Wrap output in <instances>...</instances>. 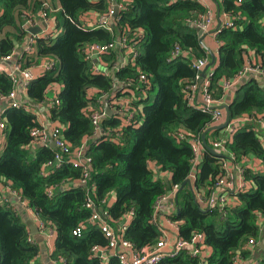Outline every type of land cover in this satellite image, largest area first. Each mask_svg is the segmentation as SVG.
<instances>
[{
  "label": "trees",
  "instance_id": "obj_1",
  "mask_svg": "<svg viewBox=\"0 0 264 264\" xmlns=\"http://www.w3.org/2000/svg\"><path fill=\"white\" fill-rule=\"evenodd\" d=\"M115 1L122 8L108 31L82 26L81 17L87 13L106 14L110 0H0V58L14 53L27 34V20L36 21L44 3L58 8L47 13L57 32L37 38L33 52L23 53L19 64L25 69L39 63V59H52L54 66L27 84L26 96L29 101L42 102L50 86L61 85L59 104L50 106L49 119L62 126L71 150L83 146L84 138L95 135L84 109L101 108L99 98L113 92L114 81L134 91L131 96L119 91L117 97L131 99L137 109L134 121L139 123L122 125L116 117L101 119V127L110 132L87 141L84 156L89 159V168L83 185L79 182L84 177L82 168H74L67 159L56 166L57 150L40 145L32 137L31 130L40 126L35 115L23 107L11 106L2 114L0 181L17 193L18 202H26L37 220L54 230L50 258L56 264H119L114 256L103 262L92 255L94 246H107V238L97 224L89 221L94 212L86 206L89 200L106 211L112 226L132 214L123 237L138 251L154 245L161 236L156 202L173 185H178L174 192L177 197L167 217L178 224V237L185 241L202 234L210 255L201 260L198 255L191 256L189 248H182L163 264H234L237 256L243 262L264 264V249L257 245L264 239V135L256 118L260 115L264 120L262 75L248 74L234 87L229 122L238 123L242 116H247V121L243 126L239 123L232 133L223 128L206 134L207 147L213 148V142L221 145L213 148L218 154L204 147L198 173L191 181L192 151L187 140L178 139L176 134L184 130L189 136L201 137L212 123L211 113L196 107L199 95L194 97L195 104L189 100L190 86L199 84L194 61L210 59L190 22L203 20L207 8L192 0ZM216 2L220 13L232 22L230 27L221 23L215 34L216 61L205 78L211 96L220 99L224 95L221 79H231L241 71L244 55L250 54L249 59L260 63L264 70V0ZM139 30L141 37L137 35ZM121 38L138 40L134 61L107 75L93 74L92 62L83 53L86 45ZM175 44L181 45L184 53L170 59ZM116 56L111 51L103 59L112 64ZM141 73L147 79V84L143 83L148 88L146 97L138 92L144 86L139 79ZM14 85L6 72H0V96L8 97ZM91 89L95 93L88 95ZM250 156L262 167L249 166L245 161ZM230 157L232 164L240 167L242 181L252 187L247 191L228 190L225 194L231 202L222 205L216 200L213 206L203 209L196 193L201 202L211 196L217 178L224 172L222 163ZM150 162L155 169L149 167ZM109 198L114 199L110 205ZM79 224L85 230L75 235L73 230ZM250 239L255 241V249L247 247ZM39 253L40 246L31 240L21 214L0 197V264H44L38 260Z\"/></svg>",
  "mask_w": 264,
  "mask_h": 264
},
{
  "label": "built area",
  "instance_id": "obj_2",
  "mask_svg": "<svg viewBox=\"0 0 264 264\" xmlns=\"http://www.w3.org/2000/svg\"><path fill=\"white\" fill-rule=\"evenodd\" d=\"M199 2L203 5V0H192ZM242 0H234L235 4L241 3ZM114 3H117L115 0H110L109 3V11L104 15L97 16V19L93 22H89L87 20L84 21L82 26L91 27V28H103L108 31L112 30L113 26V14H114ZM43 9L38 12V17L42 20H47L49 13L56 12L58 8H53L52 6H49L48 3H44ZM118 11L120 8H122L121 5H118ZM48 13V15H47ZM213 17L211 12L207 9V15L206 17L201 21H192L190 22L192 25H194L195 28H200L204 32L209 31L211 26L213 25ZM35 22L31 19H28L25 26L28 27H35ZM223 24L225 26L230 27L232 25L231 20L225 21ZM264 25V20H263ZM57 32V30L53 29L50 31H43L37 35L32 36L28 41V46L26 49V52L32 53L33 47L32 45L35 43L36 39L40 36L49 35ZM218 31V30H217ZM214 34H216V32ZM139 32V33H138ZM137 35L141 37L143 33L141 30H139ZM141 32V33H140ZM35 38V40H34ZM138 40L136 39H125L121 38L118 39L115 42L107 43V44H89L86 45V47L83 50L85 59L90 60L91 63V71L93 74H103L107 75L113 71H118L120 68L124 67L128 63H132L134 61V58L137 55V47H138ZM111 51L116 53V60L114 63L105 62L103 59L104 55L109 54ZM183 49L181 45L175 44L174 48L171 52L170 59H173L177 56H180L183 54ZM250 55V54H249ZM249 55H244V64L241 69V71L235 75L231 79H221V86L222 90L225 93L226 91L232 89L236 85H238L243 78L247 77L248 74H252L254 76H261L264 75V70L260 66V63L255 64L254 60L249 59ZM12 57L11 55L4 56L0 58V72H6L9 77L12 79L14 84L17 82V75L20 76V78L26 83V85L33 81L41 75H43L46 71L50 70L54 64L52 59H46L45 61L42 60L41 62L37 63L36 65L29 66L28 68L22 69L21 65L17 63L11 70V72L6 71V65L8 61H10ZM94 59H97L94 61ZM121 59V61H119ZM209 59H197L193 63V67L198 71L197 78L199 79L198 85H191L190 86V94H189V100L193 101L194 97H197L199 95V103L196 105L197 109H199L201 112L204 113H211V119L213 125L221 124L226 117V112L221 105L222 98L215 99L211 96L210 92L207 89L208 81L205 80L206 76L212 71V67H210L206 71L205 77L200 82V72L205 68V66L208 64ZM139 79L141 84L145 83L147 84V79L144 76V74L139 75ZM116 80V79H115ZM113 92L108 96L105 95L103 98H99L101 100V104L103 101H107L109 109L112 111L113 116L119 118L122 122V125H129L134 124L137 126L139 123H135L134 116L136 115L137 109L131 105V99L127 96H131L134 94V91L131 90L128 85H125L121 82L114 81L113 82ZM120 83V87L116 88V84ZM144 85V84H143ZM54 86V85H52ZM51 87V86H50ZM147 87L141 86L139 89V93L146 97ZM121 91L122 94H127L126 97H117V93ZM59 91H55L54 96L52 98L51 104L52 105H58V95ZM95 93L94 89L89 90V94L91 95ZM0 98H7L11 100V106L12 107H23L24 109L28 110L26 104H20L19 102H16L14 100V90L9 94L8 97H2ZM130 100H129V99ZM195 104V100L193 101ZM29 111V110H28ZM84 113L88 115L91 123L94 127V134L99 138L101 136H105L110 132V129L104 130L101 127V119L104 118L106 115L103 105H101V108L95 109L94 107H87L84 109ZM257 122L260 124V129L263 132L264 135V120L261 118L260 115H257ZM239 119L238 123H245L247 121V116H242ZM4 117L2 114H0V133L3 136V129H4ZM232 123L229 122L226 129L228 131L234 132L236 129L233 128L234 126ZM231 126V127H230ZM30 134L37 142L42 143H48L49 139H52L54 142V148L57 150V153L54 157V163L56 166L60 165L62 162L68 160L72 164L74 168H82L84 172V177L79 181L81 184H86V176L88 175V162L89 159H87L84 156V148L83 146L76 148L74 150L70 149V144L64 139L62 134V126L55 122L54 125H52L50 128L47 129L44 125H40L37 128H34L31 130ZM94 135V136H95ZM176 137L178 139H185L187 140L188 144L190 145L191 151H192V159H191V169L189 174V179L193 181L195 179L196 174L198 173V167L200 165V162L203 159V149L204 146L202 144L201 138L196 136H189L186 131L179 130L176 134ZM97 140V139H96ZM213 148L220 147V142H213ZM216 151V150H215ZM231 156V155H230ZM232 157V156H231ZM231 157L229 160H226L222 163V169L223 173L219 175L217 178V181L215 183V191L211 194V196L205 201L201 202L202 199L199 195H197V200L201 203L202 208H208L210 206H213L218 201L219 204H224L226 201L228 202V196L225 194L226 191H247L252 186L251 183L246 182L238 186V188L235 187L234 184V171L237 170L238 173L241 174V169L239 166H234L231 162ZM50 162L49 164H51ZM149 167L152 169H155V164L150 162ZM46 173V171H45ZM166 177H169L168 173H164ZM178 189V185H173L172 189L169 191L168 194L161 196L159 199H157L156 206H155V213H157L159 206L162 202L168 201L169 199L174 198V192ZM7 190L10 194H12L17 200H20L19 196L16 192L10 189V186L7 185ZM221 191V193L218 195L216 194L217 191ZM25 207L26 211L30 214H33V211L27 207L26 202H20ZM172 203V202H171ZM87 207L94 208V212L91 215L89 221L91 224H97L100 228L104 236L107 238V246L105 247H93L92 248V255L98 257L103 262H106L110 256H114L119 264H163L164 261L168 259L174 258L180 249L182 248H189V254L193 257L198 255L201 260H205L210 255V249L205 245L204 243V236L202 234H195L191 238L190 241H185L178 237V224L168 219V227H165L162 222L159 221V231L161 233V236L159 240L152 246L144 247L140 251H138L134 245H132L128 240H126L123 235L124 232L128 226V223L130 222L132 218V214L128 213L125 215L123 220L118 222L116 226H112V224L108 221L107 213L106 211L102 210L101 208H96L92 201H88L86 204ZM99 209H101L99 211ZM33 216V215H32ZM33 219L35 220L36 226L38 230L45 236L47 240L52 242L54 239L55 232L53 229L49 228L48 226H45L43 222L37 220L34 216ZM82 230H85V226L83 224H79L74 230L73 234L77 235ZM49 243V242H48ZM255 244L254 240H249L247 243L248 248L254 247ZM234 264H243V261L240 260V258L237 256L234 260Z\"/></svg>",
  "mask_w": 264,
  "mask_h": 264
},
{
  "label": "crops",
  "instance_id": "obj_3",
  "mask_svg": "<svg viewBox=\"0 0 264 264\" xmlns=\"http://www.w3.org/2000/svg\"><path fill=\"white\" fill-rule=\"evenodd\" d=\"M203 1H204V4H205L206 8L211 12L212 17L214 19L213 25L211 26V28L209 29V31H213L215 29V27L218 24V20L221 23H224L225 21H227V20L230 19V17L226 16L225 14L220 13L218 4L216 2L217 0H203ZM217 9H218V14H217ZM49 14H51V13H49ZM37 15H38V12H37ZM97 16L98 15H96L94 13H87V14H84L81 17V20H83V21L87 20L89 22H93V21H95L97 19ZM34 26L35 27H39V28H42V26H43V29L41 30V32H43L44 30L46 32L47 31H50V30H53V27H54L53 26V23H52V19L50 17H48L47 20H42V19H40L38 17L37 20H36V22H35V25ZM209 31H206L207 33H206V35L203 38V43L216 56V52H217V48H218V43L215 40V34L214 33H208ZM31 37L32 36H30V34L27 32V34L25 35L23 41L20 42L19 44H17L16 50L14 51V53L12 54V57H11L10 61H8L7 65H6V71L7 72H11L12 68L17 63H19L20 56L23 53L26 52L27 46L29 44V43H27V40H29ZM34 40H35V38H34ZM19 49L21 50V52H19L20 51ZM209 58H210V56H209ZM46 59L47 58H42V59H39V61L40 62L42 60L45 61ZM119 61H121V59H119ZM209 61H210V59H209ZM25 62H26V60L23 59L22 60V63H25ZM261 78L264 79V75H262ZM26 86H27L26 83H24V81L20 78V76L17 75V82L14 85V100L16 102H19L20 104H26L28 110L35 115V117H36L37 121L39 122V124L40 125H44L45 127H47V129L50 128L55 123L54 121H51L49 119L50 118L49 117L50 104H51V101H52V98L54 96L55 91H59V92L61 91V85L51 86L47 90L46 97H45V99L42 102H32V101H29V99H27V96H26ZM120 86H121L120 83L116 84V88H118ZM234 92H235V88L234 87L232 89L226 91L224 93L223 97H222L221 105L222 104L223 105L224 104H228L229 105V102L233 98ZM194 100H195V98H194ZM193 101H191V102H193ZM9 107H11V100L10 99H7V98H0V114H3L4 110L8 109ZM111 116H113V113H112ZM111 116H108V117H111ZM231 123L235 127V129L238 128V124L239 123H237V122H231ZM242 126H243V123H242ZM89 139H91L93 141V140L98 139V137L95 135L93 137L84 138L83 139V148L84 149L86 148V144H87V141ZM39 143H41L40 145H47V146H49V143H46V144L45 143H42V142H39ZM2 144H3V136L0 133V151H1V148L3 146ZM245 162L249 166L255 167L256 169H259V168L262 167L261 166V162L259 160H257L256 158H253L251 156L249 158H247ZM243 183H246V182L242 181V178H241L240 173H238V171L235 170L234 171V184H235V187L238 188V186L241 185V184H243ZM220 193H221V191L219 190V191H217L216 194L219 195ZM0 197H1V200L8 201L19 214H23L24 215L26 213L28 215V219L34 221L32 214L28 213L26 211V209H25V212L24 211L20 212L19 204L22 205V206H23V204H21L20 202H18V200L12 194H10L8 192V190H7V183L6 182L0 181ZM228 200H229V202H231L232 198L228 197ZM113 201H114L113 198H109V199H107V204L110 205V204H112ZM172 209H173V204L171 202H169V201H164L159 206V209H158L159 221L162 222V224L165 227H168L169 226L168 225V221H169L168 219L169 218L167 216H168V213H170L172 211ZM23 221L25 222L28 230H29V228H30L31 225H35L36 226V223L35 222L34 223L27 222V221H25L24 218H23ZM261 229L264 230V220L261 223ZM37 232H40V231L38 230ZM30 236H31V240L33 242L38 243V242H36L35 233L30 234ZM259 242H260V240H259ZM259 242L257 243V245L259 244ZM44 243H46V248H43L41 246V244L38 243L39 246H40V253H39L38 260L41 263H44V264H56L50 258V253L53 250L54 240H52V242L50 243V241L47 240L45 238V236H44ZM252 249H255V247H252ZM252 254L255 255V250H253V253ZM43 255H45V258L43 257ZM46 256H48L49 262H45ZM243 264H250V260L244 261Z\"/></svg>",
  "mask_w": 264,
  "mask_h": 264
},
{
  "label": "water",
  "instance_id": "obj_4",
  "mask_svg": "<svg viewBox=\"0 0 264 264\" xmlns=\"http://www.w3.org/2000/svg\"><path fill=\"white\" fill-rule=\"evenodd\" d=\"M114 14L113 16H116L117 13H118V6H117V3H114ZM217 14H218V9H217ZM221 26V22L218 20V24L217 26L215 27V29L213 31H209L208 33H214L215 31H217ZM43 29V26L42 28H39V27H28L27 28V32L30 34V36H34V35H37L41 32V30ZM196 32H197V35L199 37V42L201 44V46L208 52L209 56H210V61L208 62V64L205 66V68L199 73L200 74V82L202 81V79L205 77L206 75V71L214 66L215 64V61H216V56L214 55V53L205 46V44L203 43V38L204 36L206 35L207 32H204L202 29L200 28H196ZM29 40H27V43H28ZM20 50V49H19ZM21 52V50L19 51ZM97 59H94V61H96ZM103 105V108H104V111L106 113V115L108 116H111L112 115V111L109 109L108 107V104H107V101H103L102 103ZM225 112H226V117H225V120L221 123V124H218V125H213V126H210L208 127L202 134H201V141H202V144L205 148H207L210 152H212L213 154H218L217 151H215V149L213 148H209L207 147L206 145V141H205V138H206V134L208 132H211L213 130H220V129H223V128H226L229 124V105L228 104H224L222 105V107ZM49 143V146L51 148H54V142L52 139H49L48 141ZM184 185V184H183ZM182 185V186H183ZM67 185H65L66 187ZM176 197H177V193L174 195V198L173 199H169L168 201L169 202H175L176 201ZM101 209H99L100 211ZM38 231V228L35 226V225H31L30 228H29V232L30 234H33V233H36ZM259 247L264 249V239H261L260 242H259Z\"/></svg>",
  "mask_w": 264,
  "mask_h": 264
},
{
  "label": "rangeland",
  "instance_id": "obj_5",
  "mask_svg": "<svg viewBox=\"0 0 264 264\" xmlns=\"http://www.w3.org/2000/svg\"><path fill=\"white\" fill-rule=\"evenodd\" d=\"M150 97H151V99H153L154 98V94L152 93ZM19 207H20V212H22V211L25 212V207H23L20 204H19ZM21 215L25 219V221L32 222V223L35 222L34 219H33L34 221L29 220L28 219V215L26 213L24 214L25 216L23 214H21ZM35 238H36V242L40 243L43 248H46V243H44V235L42 233H40V232L35 233ZM43 257L45 258V255H43ZM45 262H49L48 256H46Z\"/></svg>",
  "mask_w": 264,
  "mask_h": 264
}]
</instances>
